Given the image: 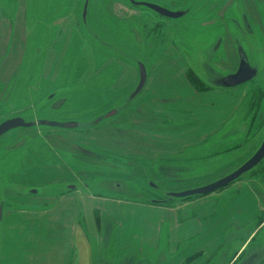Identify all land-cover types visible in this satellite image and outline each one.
I'll return each mask as SVG.
<instances>
[{
    "label": "rangeland",
    "instance_id": "rangeland-1",
    "mask_svg": "<svg viewBox=\"0 0 264 264\" xmlns=\"http://www.w3.org/2000/svg\"><path fill=\"white\" fill-rule=\"evenodd\" d=\"M135 1L185 15L169 19L129 0H0V17L8 20V33L0 37V59L5 56L6 47L10 49L8 57L15 58L7 63L11 66L7 76L0 72V124L16 117L35 124L41 120L79 124L76 129L37 124L0 138V233L5 228L4 213L27 208L24 203L31 202L28 199L51 198L70 191L76 180L77 189L88 188L94 195L119 193L128 200L178 204L169 198V193L203 187L233 173L262 144L264 53L258 50L259 43L243 34L250 41L247 43L252 64L259 68V75L243 86L209 93L212 89L202 79L208 74L202 67L209 62L205 58L209 54L205 56L204 52L225 37L226 48L211 64L224 74L237 70L239 61L233 40L223 29L224 25L229 26L228 19L241 20L248 14L264 42L263 0ZM7 39L10 44L7 42L5 47ZM226 51L228 60L223 61L221 56ZM139 63L145 65L148 80L133 99L140 82ZM187 84L206 94L203 115L202 110L199 114L207 120L202 131L213 133L208 140L200 144L198 137V144L183 155L157 158L151 164L143 165L127 156L120 158L123 164L113 166L126 177L115 174L119 175L116 183L120 188L110 178H102L101 173L110 172L111 164L102 165L101 156L108 155L91 148L92 139L105 131L110 122L118 123L116 120H120L118 125L137 129L140 119L155 118L151 115H157L158 122L181 112L193 118L194 112L183 108L187 101L193 105L184 88ZM115 111L119 114L107 118ZM189 121L190 126L194 124ZM230 122L228 127L222 126ZM222 128L231 129L232 134L215 141L214 132ZM179 129H162L160 133ZM194 139L188 136L184 143ZM157 143L162 146L166 142ZM85 148L93 151L87 154ZM245 181L254 185L226 187L203 197L224 194L206 213L220 209L237 191L252 189L259 196L264 195V161L233 184ZM132 221L129 219L130 224ZM110 224L111 230L90 235L94 262L128 264L135 241L125 225L111 220ZM262 245L264 230L236 264H249L248 260L254 258L248 259V254Z\"/></svg>",
    "mask_w": 264,
    "mask_h": 264
},
{
    "label": "crops",
    "instance_id": "crops-1",
    "mask_svg": "<svg viewBox=\"0 0 264 264\" xmlns=\"http://www.w3.org/2000/svg\"><path fill=\"white\" fill-rule=\"evenodd\" d=\"M3 19L1 16L0 37L8 33V20ZM2 42L0 38V44ZM7 42L8 39L5 47ZM5 51L4 58L0 59V72L7 76V69L11 68L7 63L15 58L11 55L8 57L9 48L6 47ZM184 88L188 89L193 105L187 101L186 106L183 103V108L194 112L196 116L193 118L181 112L173 113L164 122H158V116L151 115L155 118L140 119L137 129L118 125L120 120H116L118 123L111 125L110 122L105 131L102 130L92 139L90 147L108 155L102 159V165L111 164L110 172L101 173L102 178H110L113 184L119 175L126 179L120 174L122 170L116 171L113 167L123 164L119 159L125 156L137 159L143 165L151 164L157 158L181 156L190 147L208 140L212 132L206 134L201 129L207 121L202 119L206 94L193 90L188 84ZM214 90L226 89L212 88L209 93ZM154 103L157 104L156 101ZM201 110L202 115L199 114ZM189 120H193L194 124L190 126ZM174 121H177L175 127L172 125ZM230 124L232 122L222 126L226 128ZM177 127L180 129L174 132L160 133L162 129ZM224 128L214 132L217 135L215 141L220 140L226 130ZM188 136L195 138L194 141L184 143ZM198 137L201 139L199 142ZM159 141L166 143L161 146L157 143ZM87 177L86 173L85 180ZM76 184L77 180L70 191L51 198L28 199L31 202L24 203L27 208L4 213L2 220L5 228H1L0 233V264H95L90 235L94 231L101 234L111 230L110 220L125 225L135 241L128 264H236L247 255L250 245L264 230V218L259 220L264 217V195L261 193L259 196L252 189L233 194L229 191L228 194L232 195L220 205V209L206 213L209 207L223 199V193L212 198H203L206 195L186 200L173 199L179 202L171 204L157 200H128L119 193L117 196L94 195L88 188L77 189ZM240 184L254 185L245 181L227 188ZM115 186L120 188L119 183ZM105 219H108L107 229L104 228ZM129 219L133 220L132 224ZM252 257L254 260H248L249 264H264V245L252 249L248 259Z\"/></svg>",
    "mask_w": 264,
    "mask_h": 264
},
{
    "label": "water",
    "instance_id": "water-1",
    "mask_svg": "<svg viewBox=\"0 0 264 264\" xmlns=\"http://www.w3.org/2000/svg\"><path fill=\"white\" fill-rule=\"evenodd\" d=\"M129 1L133 5L146 7L156 12L157 14L169 19H180L185 15L183 12H173L158 5L149 4V3H139L136 2L135 0H129ZM221 44L223 45V41L220 38L216 44L217 51L220 49V46L222 47ZM239 52H240V65L237 72L231 74H226V73L224 74L216 70L214 71V74L210 76L209 75L205 77L202 76L203 77L202 79L207 83V85H209L212 88H218V89H232L248 83L249 81L253 80L259 75V68L252 65L246 53L243 51V49H240ZM139 72H140V82L138 88L132 95L133 99L136 98L142 92L148 80L147 69L143 63H139ZM115 114L116 111L110 113L107 116V118H110ZM37 124L39 126H49L53 128H63V129H76L79 127V124L77 122H68V123L60 124L57 122L41 120L35 124V123L27 122L24 118L16 117L13 119H9L3 122L2 124H0V138L13 130L20 128L28 129L36 126ZM263 161H264V140L260 145V147L258 148V150L254 153V155L233 173L209 185L190 189V190H185L182 192L169 193L168 196L170 199L186 200L194 197L206 196L215 193L232 185L234 182H236L238 179L243 177L245 174L249 173L256 167H258ZM34 192L37 193L36 190Z\"/></svg>",
    "mask_w": 264,
    "mask_h": 264
},
{
    "label": "flooded vegetation",
    "instance_id": "flooded-vegetation-1",
    "mask_svg": "<svg viewBox=\"0 0 264 264\" xmlns=\"http://www.w3.org/2000/svg\"><path fill=\"white\" fill-rule=\"evenodd\" d=\"M262 2L264 4V0ZM187 9L191 10L192 8L189 7ZM247 16L248 17H245L244 19H241V20H237L236 18L234 20L228 19L227 20L228 23L225 21V24L227 23L230 27L229 26H225V25L223 26V29L228 30V32H229V34H230V36H231V38L233 40L234 46H235L236 54L238 56V61H239L237 70L239 69V65H240V52H239L240 49H243V51L246 53L249 61L252 63V61H251L252 58L250 57L251 53L249 52V46L250 45L247 43V42H250V41L249 40H245L243 38V34L244 33H247L248 36L253 37L255 39V41L257 43H259V45L257 44L258 50H261L264 53V42H263V39L259 36V33L256 30V26L252 22V20L250 19L248 14H247ZM231 28H233L234 31H232ZM223 39H222V41L224 43H223V45L221 44L222 47L220 46V49L218 51L216 50V44H217V42H216V44L214 46H212V44H211L210 49H209L208 52H204L205 56L207 54H209V58H208V56L205 57L206 61L209 60V62H205L202 68H203V71L206 72L209 76L214 74V71H216V69H217L214 64L213 65L211 64L212 61L216 58L217 55L220 54V52L223 50L224 47L226 48L225 37ZM222 55L223 56H221V58H222L223 61L228 60L227 51L222 53ZM237 70L235 72H237ZM205 76H207V75H205ZM243 85H245V84H243ZM243 85H241V86H243ZM206 87L212 89V87H210L209 85H207ZM118 114H119L118 111H116V114L114 116L110 117V118H113V117H115ZM223 134L224 135H222V137L220 139H225V138L228 137V135L230 136L232 134L231 133V129L225 131ZM87 152H88L87 154H90V151L87 150ZM86 156H89V155H86ZM101 157H102V159H105L104 156H101ZM94 158H96V157H94ZM33 194H36V193L34 192Z\"/></svg>",
    "mask_w": 264,
    "mask_h": 264
},
{
    "label": "trees",
    "instance_id": "trees-1",
    "mask_svg": "<svg viewBox=\"0 0 264 264\" xmlns=\"http://www.w3.org/2000/svg\"><path fill=\"white\" fill-rule=\"evenodd\" d=\"M263 218H264V217L262 216V217H260V219H259V220H260V221H262V220H263ZM260 221H259V222H260Z\"/></svg>",
    "mask_w": 264,
    "mask_h": 264
}]
</instances>
